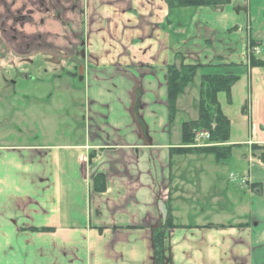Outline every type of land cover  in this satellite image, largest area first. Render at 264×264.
I'll return each mask as SVG.
<instances>
[{"label": "crops", "instance_id": "crops-1", "mask_svg": "<svg viewBox=\"0 0 264 264\" xmlns=\"http://www.w3.org/2000/svg\"><path fill=\"white\" fill-rule=\"evenodd\" d=\"M32 9L24 27L42 38L36 55L70 61L81 96L73 127L49 129L42 143H0V264H155L153 237L168 207L179 225L168 264H264V150L254 148L264 145V67H249L252 41L264 60V0L175 14L166 0H56L45 16ZM180 63L211 65L199 69L200 84L226 71L212 65H241L229 108L218 95L230 157L240 151L235 184L230 157L173 151L184 146L182 124L199 116L198 102L176 131L191 110L185 90L170 122L167 71ZM190 213L195 221L180 222Z\"/></svg>", "mask_w": 264, "mask_h": 264}, {"label": "rangeland", "instance_id": "rangeland-1", "mask_svg": "<svg viewBox=\"0 0 264 264\" xmlns=\"http://www.w3.org/2000/svg\"><path fill=\"white\" fill-rule=\"evenodd\" d=\"M55 2L56 0H0V143H42L47 139L44 132L49 129H60L62 132L74 125V104L81 96V92L74 88L77 81L69 75L75 72V66L70 61L65 63L62 54L57 51L45 53L51 58L41 53L36 55L42 38L31 35V27H24L27 19L32 20V8L45 16L48 7ZM38 23L40 19L35 22ZM200 77L198 72L185 88L190 98L191 110L187 113L181 111L176 127L179 126L178 122L195 118L193 106L197 105L200 98ZM220 99L229 108L224 92L220 94ZM239 100L237 97L229 114L235 122L232 128L234 139L239 136ZM238 152L237 148L234 149L227 163V179L230 178L233 184L236 183L234 174L238 176V167L235 166ZM232 192L233 188L230 189V194ZM190 214L191 216L180 214V222L195 221L192 216L194 213ZM230 217L226 215V219L229 220Z\"/></svg>", "mask_w": 264, "mask_h": 264}, {"label": "trees", "instance_id": "trees-1", "mask_svg": "<svg viewBox=\"0 0 264 264\" xmlns=\"http://www.w3.org/2000/svg\"><path fill=\"white\" fill-rule=\"evenodd\" d=\"M231 0H166L170 14H175L179 10L199 8V7H217L229 3ZM250 46H255L253 41ZM249 67H264V60L258 59L255 52L249 51ZM211 65L184 64L170 65L167 71L168 97L170 109V122H173L176 114V101L183 93L186 86L190 84L201 67ZM216 68H225V72L215 74H205L201 78L200 98L198 106V118L184 122L182 124V139L184 146L176 148L173 151L179 154L199 153L212 154L217 160H225L231 156L232 145H228L231 134V123L228 117L222 111L218 95L222 92L226 94L229 103L232 102V87L240 80V74L236 68L240 64L227 63L212 65ZM245 110V107L243 108ZM208 131L210 133V142L214 145L198 147L195 146L196 133L198 131ZM256 149L264 150V145H254ZM264 161V153L262 154ZM105 176L98 174L95 177V189L103 191L105 189ZM168 215L164 224L156 230L154 243L155 264H168L170 257V247L168 244L170 234L173 229L179 227L174 223L171 207H168Z\"/></svg>", "mask_w": 264, "mask_h": 264}, {"label": "built area", "instance_id": "built-area-1", "mask_svg": "<svg viewBox=\"0 0 264 264\" xmlns=\"http://www.w3.org/2000/svg\"><path fill=\"white\" fill-rule=\"evenodd\" d=\"M255 51H257V48H254ZM210 137V134L208 132H200L197 134V141L199 145L203 144V141L205 139H208Z\"/></svg>", "mask_w": 264, "mask_h": 264}, {"label": "water", "instance_id": "water-1", "mask_svg": "<svg viewBox=\"0 0 264 264\" xmlns=\"http://www.w3.org/2000/svg\"><path fill=\"white\" fill-rule=\"evenodd\" d=\"M78 75H79V80L82 81L83 80V75H84V67H80L79 68Z\"/></svg>", "mask_w": 264, "mask_h": 264}]
</instances>
